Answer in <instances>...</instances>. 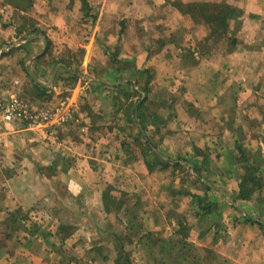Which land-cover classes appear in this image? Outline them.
Returning a JSON list of instances; mask_svg holds the SVG:
<instances>
[{"label": "crops", "instance_id": "obj_1", "mask_svg": "<svg viewBox=\"0 0 264 264\" xmlns=\"http://www.w3.org/2000/svg\"><path fill=\"white\" fill-rule=\"evenodd\" d=\"M80 1L0 0V92L22 98L35 110L57 111L43 129L0 118V264H65L67 237L90 223L98 235L92 251L101 250V238L112 233L104 232L103 224L114 227L122 221L121 214L106 217L104 192L109 179H119L126 192H132L134 187L123 179L134 177L141 196L144 178L161 173L158 164L166 166V159L175 163L186 151L204 168L215 160L221 165L230 161V152L239 156L236 140L259 168L260 190L235 199L222 176L226 187L212 186L221 190V197L212 198L219 212L201 213L210 225L189 235L181 228L186 222L174 216L173 198L181 184H173L170 200L159 197V184L153 185L148 193L161 202L154 200L150 211L146 206L140 218L146 221L145 232L158 243L181 245L187 240L204 247L193 263L264 264V99L252 85L254 79H264V40L255 26L264 20V0H103L88 14ZM177 2H226L239 9L242 17L231 22L236 45L230 48L228 43L224 51L204 55L211 44L209 33L194 34L190 28L184 38L164 39L158 48L151 46L156 34L148 44L150 25L160 26L159 13H168L162 22L167 28L192 27ZM164 4L168 11L161 8ZM170 15L181 24L174 26ZM85 16L91 17L92 25ZM183 101L193 104H184L179 115ZM130 104L132 110L137 105L133 119L123 112ZM189 107L195 112L192 117ZM65 115L68 121L55 124ZM148 162L155 164L152 170ZM245 171L237 173L235 196ZM202 180L208 184L207 178ZM168 187L166 182L162 185L165 192H170ZM67 190L81 196L78 216L84 221L79 223L77 217L52 222L37 214L47 199L74 208L63 194ZM127 204L124 215L133 211ZM141 207L135 208L141 212ZM32 218L34 228L28 226ZM83 237L81 232L79 238Z\"/></svg>", "mask_w": 264, "mask_h": 264}, {"label": "rangeland", "instance_id": "obj_2", "mask_svg": "<svg viewBox=\"0 0 264 264\" xmlns=\"http://www.w3.org/2000/svg\"><path fill=\"white\" fill-rule=\"evenodd\" d=\"M168 1L169 3H171V0H168ZM89 2L93 6L94 10L99 9L103 4V0H89ZM80 5L81 7L84 6L82 1H80ZM164 6L165 4L161 6L163 11L164 10L168 11V9H165ZM172 6L175 7L174 5ZM81 12L84 15V11L81 10ZM85 12L86 13L88 12L87 8ZM167 16H168L167 12L159 13L157 17L158 19L157 22L159 23L157 24L160 26L158 28L152 27V26H156L155 22L154 24L152 23L150 25L151 35L150 34L148 35L147 43L151 44L152 38H156L154 36L157 35L155 44L154 45L152 44L151 46L157 45L156 46L157 48L160 47L162 43V41H160L161 39L164 40L167 38H173L175 36L178 38H182V37L184 38V36H186V34L189 32L188 31L189 28L191 29V32L194 34L197 33L199 35L201 34L204 35L206 33H209V34L211 33V29L209 25H207L206 23L195 24L189 18L187 14H186L187 22L192 27H188V28L183 27L182 29H173L172 28L173 25H170V27L167 28L165 27L166 26L165 23H162L164 22L163 20L167 18ZM170 16L171 18L168 21H172V24H174V26L176 25L178 26L179 24H181L178 17H175V15L174 16L170 15ZM85 17L88 20H90V22H86ZM85 17H83L85 18V22L88 23L89 25H92L91 17L90 16H85ZM241 17L242 16H240V18ZM255 26L258 28L259 36L264 40V20L262 22H256ZM90 28L91 26L88 27V30H90ZM230 36H235L233 29L230 32ZM228 43L229 41L227 40V36L226 38H223L217 41H215L214 39H211L209 41L210 46L205 47L203 50L204 55H211L213 53L224 51L227 48ZM79 53H81V51H79ZM252 85L253 86L255 85V87H258V90L261 92V95L264 99V79H259V80L254 79V82L252 83ZM177 95L179 97H183L179 94ZM174 98L176 99V96H174ZM181 103L182 104H180V106L178 107L180 108L179 115H180L181 110L186 108L184 104H188V105L193 104L191 102H185V101ZM124 108H123L124 114L126 113V115L131 116L130 114L132 113V107L125 106ZM194 113H195L194 110H192V108L189 107L188 116L192 117L194 116ZM230 115H231V120H232L230 122L235 123V115L234 114H230ZM0 118L3 122L11 123V122H7L3 120L1 115H0ZM13 122H21L25 124V122L28 123V120L26 119L16 120ZM48 122H43L42 124H40L41 129L46 127V124H48ZM187 122H193V121L188 120ZM55 124H58V122L55 121ZM28 125H32V124L28 123ZM217 127L219 128V126ZM231 142H232V139L231 140L229 139V141L225 143L226 146H228V148L230 147L229 145H232ZM220 145L224 148L222 143ZM203 152L204 151L202 150V152L198 153L199 156H201V158L203 157ZM213 152H214L213 154H217L218 150H214ZM204 154L206 155V153ZM219 154L221 155L220 152ZM177 156L179 157L178 158L176 157L177 162L175 163H172L171 160H167V159L165 160L166 163L169 162L168 163L169 167L165 166L163 168L162 167L163 164H158V168H163V170L160 169L161 173L159 174L155 173L147 178H144V181L141 183V186H145L146 189L144 192H142L141 196L139 195V193H141L142 189L138 187L140 185L138 181L134 180L135 179L134 177L127 176L123 179L124 180L123 182H129L134 187L133 190L135 191L141 189L139 190V192H135V191L128 192L127 191L128 192L127 193L125 186L124 188L122 187V185L124 184L120 183L122 181H119V179L117 178L109 179L107 181L108 183H106V190H105L108 193L107 194L108 206L107 204L105 205V208L108 211L106 217L107 218L110 217L113 219L115 218L116 214H119L118 215V218H119L121 214L122 216L120 218H122V221L120 222L118 221L116 226L114 227L109 222H107L106 224H103L104 232L109 233V230H110L112 231V233H110L111 234L110 237L101 238L102 247H100L101 250L99 251L97 250L92 251V247L95 245V238L98 236L96 234V227L92 223L89 224L90 227H88L86 230H78L77 232L78 234H76L74 237L73 235L68 236L67 237L68 240L66 239V245H68L69 249L67 248L66 254L63 255V261L65 262V264H115L116 258L119 255V251H120V249L117 248V246H120L119 245L120 241L118 239V236L114 234L115 229L119 231L120 235L122 234L124 236L125 234H127L129 236L128 238H131V241L129 240L128 242L126 238L127 242L125 240L124 242H125V249L130 251L129 255L132 261L134 262V264H178L179 262L181 264H196L195 262L193 263L191 259L195 260V258L197 257V253L199 251L203 252V248H204V247L197 245L196 243L191 244L189 243L191 241H189L188 243H186V245H183V244L178 245V243H173L172 241L173 245H171V244L166 243V240H162V243H158L159 240L157 242V240H154L151 237L149 238V236H146L145 238L143 237L142 239H140V237L143 236L144 233H146L145 232L146 231V227H145L146 221L144 220V218H140L142 215L141 213L145 211L146 206H148L147 209H149L150 211L155 204V202L153 203L154 200H157L158 203L161 202L159 198L155 199L156 195L154 196L152 192H150L151 193L150 194L148 193V191H150V189L152 190L153 185L155 186L159 184V186L157 187V189H160L159 197L162 194L163 197L162 196L161 197L163 198V200L165 199L168 200L169 196L172 197L170 194L172 193L171 190L175 189V187H172L173 184H176V185L181 184V189H179V191L178 189H176L177 192H175L174 194L175 198H173L177 200V202H174L176 206V211H174V216L179 219H182L184 222H186L185 224L191 223V225H189V228H187L188 231L190 232L189 235H191V230H193V232H196V233H202L210 225V220H208L206 216L201 215V213L207 214L205 213L206 211L205 209H201L202 208L201 204L205 205V203L207 204L208 202L207 201L204 203H199L197 201L194 202L195 198L189 195L191 194L207 195V197L210 198L211 200L212 198H216V196L218 195L219 197H221V190H214L212 186H215V187L218 186L220 189L223 188V186L226 187L225 182L222 180V176H225V179H227L228 184H229L228 186L233 189L234 186L237 184V181L239 178V175L237 173L240 169H243V167L240 162L241 161L240 157H238V155L236 154L233 155L231 152H230V161L223 160L221 165H218L217 163L219 161L215 160L214 164L213 165L210 164L211 166L209 168H204L201 164H198L200 162L197 161L196 157L192 156L190 152L187 153L186 151H182ZM180 160L181 161L183 160V161L180 162ZM205 162L208 163L209 159L206 160ZM258 162L259 163L261 162V158H258ZM262 162L264 163V157L262 158ZM221 166H224V167H221ZM227 166L229 168H227ZM202 177L207 178L208 184L202 180ZM66 180L67 179H65L64 181ZM165 182H166V186L169 185L168 190L170 192H165V190L162 188V185H164ZM232 189H230L231 190L230 193L232 194L231 197L234 198L236 192H234V190ZM190 190H192L193 192L191 191L190 192L191 194L186 196V192L188 193ZM68 192H69L68 190L64 191L63 194L66 198H68L67 200H70V202L75 203L76 206L74 208L73 206L71 207L62 206L61 207L58 205V203L55 200L54 202H52L47 199L46 202L39 204V207H37V210H36L38 213L37 212L36 213L43 218L45 216L46 218L50 219L52 222L56 219L61 220V218H63L66 221H73L75 218L80 217L78 216V214H80L79 212H81L82 206L77 207V205L81 203V196H77L76 195L77 193L75 194L72 190L70 191V194ZM178 192H181V193H178ZM136 195H139V196H136ZM126 203H128L127 206L129 207V209L133 211L131 213L124 215L123 212L126 209L125 207ZM169 203H172L174 205L172 201H169ZM140 204L142 205L141 212H139V209L135 208ZM178 207L180 211L178 210ZM133 208L136 209L137 214H133L135 212ZM172 208L173 209L171 208L169 209L173 211L175 207H172ZM212 211L218 213L219 208L215 204H213ZM27 216L29 215L27 214ZM26 219L29 220V218H26ZM33 219L34 218H32L31 222L28 223V226L30 228H34L35 224H34ZM84 219L85 217L81 216L79 218V223L84 221ZM27 221L23 222L21 225H24L25 223H27ZM127 223L132 225L130 229L128 228V230H127V225H128ZM71 224L72 223H69L70 228L73 226ZM109 224H110V227H109ZM70 228H68V230ZM183 231H186V229ZM79 232L80 233L83 232V235L85 236L83 237V239L79 238V234H80ZM84 232H87V233L85 234ZM131 235L133 236L131 237ZM164 236L163 238L168 239L167 237H164ZM161 246H163V248ZM70 247H72V250L70 249ZM179 247L182 248L181 251L179 250ZM74 249H75V253L73 252ZM114 250L117 252V254L113 253L115 252ZM89 251H92L93 254H89L90 253Z\"/></svg>", "mask_w": 264, "mask_h": 264}, {"label": "trees", "instance_id": "obj_3", "mask_svg": "<svg viewBox=\"0 0 264 264\" xmlns=\"http://www.w3.org/2000/svg\"><path fill=\"white\" fill-rule=\"evenodd\" d=\"M82 1L84 5L83 8H85V10L87 8L88 12L86 14H88L91 11L92 5L90 4L89 0H82ZM177 5L179 6L180 11L183 14H187L195 24L206 23L207 25H209L211 29V33L209 34V37H207V40L214 39L215 41H217L226 38L227 36V40L229 41L228 47L231 48L234 45H236L237 38L235 36H230V32L232 31L231 30L232 20H236L237 22L241 16L239 9L226 2H189V3L177 2ZM160 41L163 42L162 39ZM209 46L210 45H207L206 47ZM130 106L132 107L133 104L132 105L130 104ZM136 107L137 105H135V108L132 110L133 114L132 113H131L132 115L130 114L131 119L134 118ZM138 109H140V105H138ZM140 134H142L141 131ZM235 145L236 148L238 149V154H239L238 157H240L241 159L240 161L241 165L246 171L242 175V180L240 182V191L234 198L235 199L237 197L248 198L255 191L260 190L263 184L259 173V168L249 156L248 152L245 149L244 144L241 143V141L236 140ZM148 163L150 169L152 170L155 167L154 166L155 164L152 162H148ZM166 166H168V164H166ZM162 167L164 168L165 165H162ZM107 194L108 193L105 191L104 200H105V204H107L108 206ZM191 195L195 196L199 203H204L206 201L208 202L207 204L205 203V205L202 204L201 209H205L206 210L205 213H210L212 211L213 204H216V202L208 198L207 195H202V194H191ZM181 228L183 230L185 229L187 230L186 224L181 222ZM63 229L65 230L64 226ZM116 235L118 236V239L120 241L119 242L120 246H117V248L120 249V251H119V255L116 258V264H134V262L132 261L129 255L130 251L125 249V242H124V240L126 242L127 240L128 242L129 240L131 241V238H128L129 236L127 234L123 236L117 233ZM132 236L133 235H131V237ZM146 236H149L150 238L152 237V234L150 232H146L143 234V236L140 237V239H142L143 237L145 238ZM182 242L184 243L183 245H186V243H188L187 240H183Z\"/></svg>", "mask_w": 264, "mask_h": 264}, {"label": "built area", "instance_id": "obj_4", "mask_svg": "<svg viewBox=\"0 0 264 264\" xmlns=\"http://www.w3.org/2000/svg\"><path fill=\"white\" fill-rule=\"evenodd\" d=\"M56 114L57 111L54 110H35L22 98L15 95L7 97L0 92V115L7 122L26 119L30 124L40 125L52 120ZM66 121L67 115L59 117L56 122Z\"/></svg>", "mask_w": 264, "mask_h": 264}]
</instances>
